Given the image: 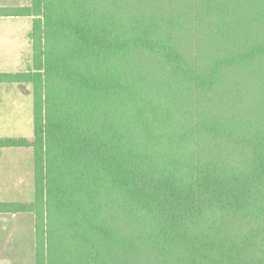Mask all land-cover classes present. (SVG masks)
I'll use <instances>...</instances> for the list:
<instances>
[{"label": "trees", "instance_id": "16d2710c", "mask_svg": "<svg viewBox=\"0 0 264 264\" xmlns=\"http://www.w3.org/2000/svg\"><path fill=\"white\" fill-rule=\"evenodd\" d=\"M36 264H264V0H31Z\"/></svg>", "mask_w": 264, "mask_h": 264}, {"label": "rangeland", "instance_id": "374dc122", "mask_svg": "<svg viewBox=\"0 0 264 264\" xmlns=\"http://www.w3.org/2000/svg\"><path fill=\"white\" fill-rule=\"evenodd\" d=\"M30 3L31 0H0V6L7 8ZM30 20L0 22V72L14 74L31 68ZM7 138L33 139L30 85H0V139ZM34 198L33 150L0 149V202L30 204ZM0 264H36L33 214H0Z\"/></svg>", "mask_w": 264, "mask_h": 264}, {"label": "crops", "instance_id": "0c3cea01", "mask_svg": "<svg viewBox=\"0 0 264 264\" xmlns=\"http://www.w3.org/2000/svg\"><path fill=\"white\" fill-rule=\"evenodd\" d=\"M25 5H19V6H15V8H17V7H24ZM8 6H0V8L2 9V8H7ZM19 18H24V19H31V18H25V17H2V16H0V22H4V23H6L8 20H13V19H19ZM31 21V25L33 24L32 23V19L30 20ZM31 32H32V30H31ZM30 35H31V33L29 34V36H28V40H30L31 41V38H30ZM29 45V44H28ZM31 50H32V41H31ZM0 73H5V72H0ZM1 85V84H0ZM3 85H7V86H11V85H8V84H3ZM13 85H17V84H13ZM18 85H20V84H18ZM21 85H23V84H21ZM35 221V220H34Z\"/></svg>", "mask_w": 264, "mask_h": 264}]
</instances>
